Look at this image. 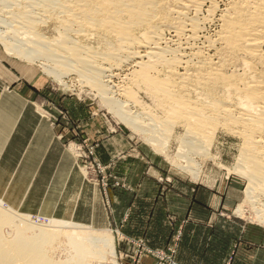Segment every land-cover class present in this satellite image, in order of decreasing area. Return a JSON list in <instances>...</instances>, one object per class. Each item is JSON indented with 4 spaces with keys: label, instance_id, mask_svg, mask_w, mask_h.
<instances>
[{
    "label": "bare ground",
    "instance_id": "bare-ground-1",
    "mask_svg": "<svg viewBox=\"0 0 264 264\" xmlns=\"http://www.w3.org/2000/svg\"><path fill=\"white\" fill-rule=\"evenodd\" d=\"M206 1L0 0V41L8 53L41 64L55 79L77 64L76 74L100 83V98L133 131L151 133L159 124L145 114L138 104L142 100L129 98L135 93L130 84L145 89L166 116L186 115L188 147L179 153L185 165L194 161L188 151L199 145L201 156L212 147L216 136L206 124L237 131L243 146L234 172L248 178L251 200L262 195L264 201V0H231L222 10L213 3L201 18ZM211 17L218 22L214 38L203 35ZM45 20L54 21L55 36L41 29ZM3 25L7 30L2 32ZM94 38L105 48L94 46ZM127 62L135 65L125 87L113 79L115 69L122 71ZM186 166L182 168L198 176L197 165V170ZM33 223L28 216L3 208L0 199V264H89L86 241L115 253L107 239L61 233L70 249L59 259L54 255L57 237L51 232L70 221L52 219L47 227Z\"/></svg>",
    "mask_w": 264,
    "mask_h": 264
},
{
    "label": "rangeland",
    "instance_id": "rangeland-1",
    "mask_svg": "<svg viewBox=\"0 0 264 264\" xmlns=\"http://www.w3.org/2000/svg\"><path fill=\"white\" fill-rule=\"evenodd\" d=\"M228 1L230 3L231 0H207L205 10L198 16L205 18L206 9L213 3L217 10H222L229 4ZM212 18L206 21L207 29L204 28L203 35L214 38L218 22ZM47 21L40 23L41 29L46 35L55 36L57 31L52 28L54 21ZM3 26L2 32L7 30ZM91 41L94 46L105 48L97 38ZM124 65L122 71L118 68L114 71L117 76L113 82L120 86H127V77H131L129 74L135 63L127 62ZM76 69L77 64L71 65L60 79H55L41 64L29 63L8 53L0 41V77L5 78L4 89L0 86V101L8 93L13 95L10 104L0 106V110L21 114L23 120L27 121L24 124L27 132L11 142L14 147L11 155L0 157V199L3 208L28 216L32 223L34 221L33 224L39 226H49L52 219L70 221L71 224L65 223V227H60V230L59 227L53 228L51 232L57 237L54 255L59 259L65 258L70 249L66 246L67 241L61 238V233L76 232L90 239H107L115 246V253L112 254L110 247H96L91 241H86L90 251L85 255V261L89 264H141L145 259H153L152 264H169L170 259L175 260V247L166 250L152 248L146 239L133 238L128 228L131 213L125 211L131 208L132 184L123 182L119 177L132 174L140 160L144 166H149L150 175L159 180L161 191H168L178 183H192L219 193L222 208L217 220L229 223V233H234L237 241L248 245L262 243L264 264L263 196L252 197L251 200L246 192L248 178L234 172L241 153L239 150L243 146L242 136L237 131L206 124L209 130L214 129L211 132L215 133L216 139L201 156L197 153L199 145L192 152L188 151L192 158L194 156V161L186 162V165H191L188 168L192 170H197L198 166V176H194L188 169L182 168L186 166L185 161L179 159V153H184L188 147L184 137L186 125L189 124L186 115H181V119L173 113L166 116L145 89L130 84L128 86H133L135 93L129 98L138 102L142 100L138 104L144 106L145 114L149 113L159 124L151 133L133 131L115 113L110 112L100 98V88H97L100 83L97 85L95 81L80 77ZM3 90L7 94H3ZM129 98L123 97V100ZM134 111H138V108H134ZM171 124H174L173 128ZM46 131L53 135V143L47 140ZM149 139L159 141L155 144ZM57 170L66 174L72 172L67 174L72 179L67 181V177L63 176L54 182V172ZM62 185L67 187L63 188ZM83 185H90L94 195V190L102 191L104 208L103 205L101 208L104 214L107 211L112 218L111 227L108 228L99 218L103 213L97 214L96 226L72 220V213L67 210L71 207L74 209L75 203L81 204L85 200L79 197L84 192ZM5 232L10 233L11 229L7 227Z\"/></svg>",
    "mask_w": 264,
    "mask_h": 264
},
{
    "label": "crops",
    "instance_id": "crops-1",
    "mask_svg": "<svg viewBox=\"0 0 264 264\" xmlns=\"http://www.w3.org/2000/svg\"><path fill=\"white\" fill-rule=\"evenodd\" d=\"M4 79L0 77L2 89ZM3 94L7 93L3 90ZM12 96L8 93L3 97L0 106L10 104ZM23 117L11 110H0L1 158L6 154L11 155L14 148L11 142L27 132L24 125L27 121ZM39 121L43 123V120ZM45 133L47 140L53 143V135L49 131ZM54 173V182L63 176L67 177V181L72 179L71 175H67L72 172L66 174L57 170ZM119 179L132 184L131 208L126 209L125 213H131L128 228L133 238L146 239L152 248L166 250L175 247V260L180 264H263L262 243L251 246L237 241L235 234L229 233V223L217 220L222 208L219 193L192 183H178L168 191H161L159 180L150 175L149 166H144L140 160L132 174L122 175ZM83 188L84 192L79 197L85 200L81 204L75 203L74 209L71 207L67 210L72 213V220L96 226L97 214L103 213L99 218L108 228L111 227L112 218L106 209L104 214L101 208L102 205L104 208L102 191L94 190V195L90 185H83ZM151 260L145 259L141 264H152Z\"/></svg>",
    "mask_w": 264,
    "mask_h": 264
},
{
    "label": "built area",
    "instance_id": "built-area-1",
    "mask_svg": "<svg viewBox=\"0 0 264 264\" xmlns=\"http://www.w3.org/2000/svg\"><path fill=\"white\" fill-rule=\"evenodd\" d=\"M169 264H179L175 260L170 259Z\"/></svg>",
    "mask_w": 264,
    "mask_h": 264
}]
</instances>
